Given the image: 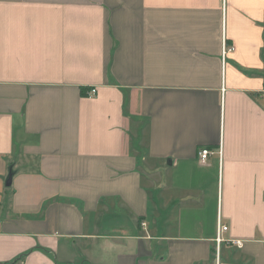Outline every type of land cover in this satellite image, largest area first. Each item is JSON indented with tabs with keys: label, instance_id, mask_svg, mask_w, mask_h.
Returning <instances> with one entry per match:
<instances>
[{
	"label": "crops",
	"instance_id": "obj_1",
	"mask_svg": "<svg viewBox=\"0 0 264 264\" xmlns=\"http://www.w3.org/2000/svg\"><path fill=\"white\" fill-rule=\"evenodd\" d=\"M0 264H264V0H0Z\"/></svg>",
	"mask_w": 264,
	"mask_h": 264
},
{
	"label": "built area",
	"instance_id": "obj_2",
	"mask_svg": "<svg viewBox=\"0 0 264 264\" xmlns=\"http://www.w3.org/2000/svg\"><path fill=\"white\" fill-rule=\"evenodd\" d=\"M233 49L227 48L224 49V52H231ZM88 97H94L96 95V89H91L88 93H87ZM214 154L213 151L209 150V149H202L199 151L198 156H199V160L202 164H205L207 159L212 156ZM227 231V227L224 225H219L218 227V231H217V237H216V242L217 243H221L224 242L223 239L221 238V234L223 232Z\"/></svg>",
	"mask_w": 264,
	"mask_h": 264
},
{
	"label": "water",
	"instance_id": "obj_3",
	"mask_svg": "<svg viewBox=\"0 0 264 264\" xmlns=\"http://www.w3.org/2000/svg\"><path fill=\"white\" fill-rule=\"evenodd\" d=\"M12 176H13V173H12V171H10L8 174V177L6 179V183H5L7 187H9L11 185Z\"/></svg>",
	"mask_w": 264,
	"mask_h": 264
}]
</instances>
